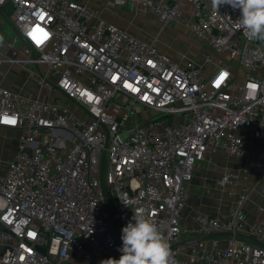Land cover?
Masks as SVG:
<instances>
[{
  "label": "built area",
  "instance_id": "2783aa9c",
  "mask_svg": "<svg viewBox=\"0 0 264 264\" xmlns=\"http://www.w3.org/2000/svg\"><path fill=\"white\" fill-rule=\"evenodd\" d=\"M115 1L177 23L209 51L200 61L178 59L157 38H137L87 4L0 0L15 31L0 34V52L19 54L0 65L29 67L39 91L33 98L0 85V126L21 131L0 175V264L119 259L121 235L107 205L122 228L134 212L150 218L173 264H264L263 247L236 237L216 254L203 242L176 246L197 164L215 151L239 157L264 137V43L247 38L240 10L229 5ZM50 90L55 99L43 100ZM236 181L225 173L219 185ZM194 219L197 239L221 232L264 239V218L245 228L234 209Z\"/></svg>",
  "mask_w": 264,
  "mask_h": 264
},
{
  "label": "crops",
  "instance_id": "0c3cea01",
  "mask_svg": "<svg viewBox=\"0 0 264 264\" xmlns=\"http://www.w3.org/2000/svg\"><path fill=\"white\" fill-rule=\"evenodd\" d=\"M70 1L89 5L98 11L103 21L137 38L142 40L157 38L161 48L178 59L187 56L186 51L180 47L181 39L183 38L182 40L186 41L185 38H187L191 42L196 41L177 23L172 21L163 23L143 9L129 5L122 6L115 0ZM14 32L12 26L4 23L3 14L0 11V34L11 37ZM202 48L205 49L204 52L209 51L204 43ZM0 53V58H15L17 55L16 52L11 50ZM27 73L32 76L30 71ZM15 76L13 72L9 71L4 79H0V85L25 96L33 98L39 96L36 79L33 82L35 90L29 91L18 86ZM42 99L53 101L55 93L50 90ZM20 135V130L0 126V175L7 171L9 162L17 154ZM225 173L235 175L237 177L236 183L221 187L219 181ZM187 191L186 203L180 216L182 234L176 244L177 247L187 249L189 245L179 246V244L197 239L191 233V230L196 229L198 226L194 219V216L198 213L225 217L230 209H234L238 220L245 228L258 225L264 218V211H261V208L264 207V137L253 138L245 148L244 153L239 157L222 151L208 154L203 161L197 164L191 181L187 183ZM241 196H244V202L241 206H238L237 201ZM238 234L248 235L245 232ZM233 239V237L224 236L204 241L203 244L211 253L216 254L228 247ZM238 239L246 240L236 237V240ZM260 241L264 243V239ZM181 258L186 259L187 255L183 254Z\"/></svg>",
  "mask_w": 264,
  "mask_h": 264
},
{
  "label": "clouds",
  "instance_id": "9594fccd",
  "mask_svg": "<svg viewBox=\"0 0 264 264\" xmlns=\"http://www.w3.org/2000/svg\"><path fill=\"white\" fill-rule=\"evenodd\" d=\"M211 5L218 11L223 5L239 9L237 21L247 38L264 43V0H211ZM132 219L134 223L122 228L120 258H108L101 264H173L170 244L156 224L142 211L134 212Z\"/></svg>",
  "mask_w": 264,
  "mask_h": 264
},
{
  "label": "rangeland",
  "instance_id": "374dc122",
  "mask_svg": "<svg viewBox=\"0 0 264 264\" xmlns=\"http://www.w3.org/2000/svg\"><path fill=\"white\" fill-rule=\"evenodd\" d=\"M185 38V37H184ZM183 39V38H182ZM181 39L180 47L186 51V55L190 58H194L198 61L201 60V54L204 52L203 42L200 40H196L194 42H191V40L186 39V41H183ZM206 45V44H205ZM207 47V45H206ZM208 49V47H207ZM176 51V49H174ZM1 54V53H0ZM15 57H19V54ZM11 71L13 72L16 76L17 84L20 88H24L26 90H35V85H34V80H35V75L33 74L32 71V76L28 74V71H31L29 67L21 65V64H14L10 65L8 63H2L0 65V79H4V76L8 74V72ZM88 117H86L87 119ZM75 264H92V263H87L84 262L83 260L80 259H74Z\"/></svg>",
  "mask_w": 264,
  "mask_h": 264
},
{
  "label": "water",
  "instance_id": "95a60500",
  "mask_svg": "<svg viewBox=\"0 0 264 264\" xmlns=\"http://www.w3.org/2000/svg\"><path fill=\"white\" fill-rule=\"evenodd\" d=\"M100 180H101V184L103 186V176L101 174V177H100ZM108 207V210L111 214V217H112V221L116 227V229L118 230V232L120 233V235L122 234V227L120 226L114 212L112 211L111 207L109 205H107ZM2 231V228L0 227V232ZM224 236H228V237H240V238H243V239H246L260 247H263L264 248V243L256 238H253L251 236H248V235H243V234H234V233H229V232H221V233H215L213 235H210L206 238H200V239H194V240H191V241H187V242H183V243H180L179 246H184V245H191V244H197V243H200V242H204V241H207V240H211V239H214V238H218V237H224ZM178 246V245H176ZM42 252H44L42 250Z\"/></svg>",
  "mask_w": 264,
  "mask_h": 264
}]
</instances>
